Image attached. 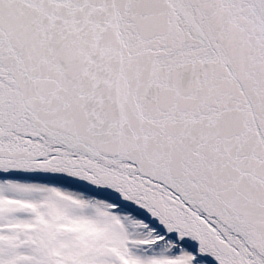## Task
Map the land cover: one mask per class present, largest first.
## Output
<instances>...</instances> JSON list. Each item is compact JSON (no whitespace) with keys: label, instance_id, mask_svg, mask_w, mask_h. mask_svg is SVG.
Listing matches in <instances>:
<instances>
[{"label":"snow or ice","instance_id":"6c2138e0","mask_svg":"<svg viewBox=\"0 0 264 264\" xmlns=\"http://www.w3.org/2000/svg\"><path fill=\"white\" fill-rule=\"evenodd\" d=\"M0 264H264V0H0Z\"/></svg>","mask_w":264,"mask_h":264}]
</instances>
